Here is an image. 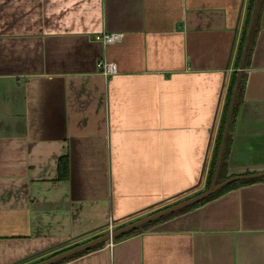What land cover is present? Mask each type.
<instances>
[{"label": "crops", "instance_id": "crops-1", "mask_svg": "<svg viewBox=\"0 0 264 264\" xmlns=\"http://www.w3.org/2000/svg\"><path fill=\"white\" fill-rule=\"evenodd\" d=\"M248 2L0 0V264L43 261L204 191ZM254 8L228 176L264 172V0ZM62 264H264V181Z\"/></svg>", "mask_w": 264, "mask_h": 264}, {"label": "trees", "instance_id": "trees-1", "mask_svg": "<svg viewBox=\"0 0 264 264\" xmlns=\"http://www.w3.org/2000/svg\"><path fill=\"white\" fill-rule=\"evenodd\" d=\"M261 6H262V4H261ZM254 7H255V0H249V2L247 4V13H246L245 21H244V27H243V31H242V34L240 37L241 41H240V44H239V47L237 50V55H236V57H237V70L233 72V77H232V80H231L230 85L228 87L229 91H228L227 98L225 101V105H224L225 108H224L222 118L220 121L221 124H220V127L218 129V134L216 137L217 140L215 143V147H214V151H213V157H212L210 167L208 170L209 173L207 176V181H206L204 190L208 189V187H209V185L213 179V176L215 174L214 170H215L218 158H219V151H220V148H221V145L223 142V135L225 133V128H226V125L228 124V121H229V125H228L227 133L224 137L225 138V145H224V148H223L222 154H221L222 158H221V162H220V166H219V170H218L219 173L217 176V182L216 183L219 184L220 182L237 175V174L232 175V176L227 175L228 172L226 171V163H227V157H228L227 154L229 152L231 141H232L231 132L233 129L232 127L234 124V118H235L236 111H237V104H238L239 100L242 98V95H243L244 90H245L244 86H245V82H246V74L243 73V71H241L240 75H239L238 69H239L240 64L242 62H243L242 63L243 69H245V67L248 66L250 59L252 57L251 54H252L253 47L255 45V40H254L253 36H254V32L256 30V28H255L256 24L255 23L257 21L258 16L254 19V22L252 23L253 24L252 25L251 24V18L253 16V13L255 10ZM232 100H233V102H232ZM231 103H232L233 108H232V113H231V116L229 119V115L231 112ZM58 160H59L58 161V167H57L58 176L60 179L68 180L69 179V159L67 156H61V157H59ZM257 181H264V177L259 178V179L236 180L234 182H230V183L226 184L225 186H223L222 188H220L219 191H217V192L211 194L210 196L206 197L203 201L189 205L187 208L175 211L172 214L158 218L150 224H146L144 226H141L139 229L125 233L124 235L116 237L113 240L114 241H120V240L124 239V237H127V236H129L133 233H136V232H140V230H142V229L148 228L151 224H156V222L170 218V217H172V215L188 212L189 210H192V209L197 208L201 205H204V203L207 201H210L212 199L220 197V195H222V194H225V193L232 191V190H236V188L241 187V186L250 185V184L257 182ZM203 192H201V193H203ZM201 193H198V194H201ZM164 208H166V207H164ZM103 244L104 243L97 245V246H94L90 250L83 251V252L77 253L74 256H70L64 260H60V262H57L55 264H62L66 261L72 260L79 255L91 252L92 250H95V249L101 247ZM76 245L77 244H75V246ZM75 246H73V247H75ZM73 247H71V248H73Z\"/></svg>", "mask_w": 264, "mask_h": 264}, {"label": "water", "instance_id": "water-1", "mask_svg": "<svg viewBox=\"0 0 264 264\" xmlns=\"http://www.w3.org/2000/svg\"><path fill=\"white\" fill-rule=\"evenodd\" d=\"M230 116H231V113L229 115V119H230ZM228 125H229V121H228V124L226 126L225 133L223 135V142H222V145H221V148L219 151V158H218L215 170H214L215 174L213 176V179H212L208 189L204 190L203 193L191 196L186 200L174 203V204H172V206L160 209V210L156 211L155 213L141 217L140 219H137V220L132 221L128 224H125L123 227L114 229L112 231H108V233L94 237L90 241H87V242H84L81 244H77L73 248H69L67 250L60 251V253L54 254L50 257H47L46 259H43V261H40V262H37L34 264H55L57 262H60V260H64L70 256H74L77 253L90 250L94 246L100 245L102 243H106L109 240H113L116 237L124 235L125 233H128L130 231H134V230L140 228L141 226H144L146 224H150L158 218L172 214L175 211L187 208L189 205L203 201L206 197H208L211 194L219 191L220 188H222L223 186H225L226 184H228L230 182H234L236 180H252L255 178L264 177V172L252 173V174H239V175L230 177V178L220 182L219 184L216 183L217 182V176L219 173L218 170H219V166H220V162H221V158H222L221 154H222V150H223L224 145H225V138L224 137L227 133Z\"/></svg>", "mask_w": 264, "mask_h": 264}, {"label": "built area", "instance_id": "built-area-1", "mask_svg": "<svg viewBox=\"0 0 264 264\" xmlns=\"http://www.w3.org/2000/svg\"><path fill=\"white\" fill-rule=\"evenodd\" d=\"M119 34H105L101 37H96L97 40H101L104 43H113L118 41ZM96 70L103 76L109 77L117 73V66L115 63L107 61L105 59L99 60L96 63Z\"/></svg>", "mask_w": 264, "mask_h": 264}, {"label": "rangeland", "instance_id": "rangeland-1", "mask_svg": "<svg viewBox=\"0 0 264 264\" xmlns=\"http://www.w3.org/2000/svg\"><path fill=\"white\" fill-rule=\"evenodd\" d=\"M203 189H204V188L202 187V190H203ZM189 196H194V195H189ZM189 196H188V197H189ZM188 197H187V198H188ZM187 198H182L181 200H178V201H183V200H185V199H187ZM174 203H175V202H174ZM171 205H172V204H171Z\"/></svg>", "mask_w": 264, "mask_h": 264}]
</instances>
